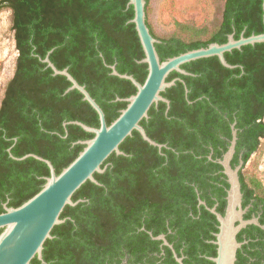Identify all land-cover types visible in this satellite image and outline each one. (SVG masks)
<instances>
[{"label":"trees","instance_id":"16d2710c","mask_svg":"<svg viewBox=\"0 0 264 264\" xmlns=\"http://www.w3.org/2000/svg\"><path fill=\"white\" fill-rule=\"evenodd\" d=\"M145 4V13L146 5ZM264 0H224L217 27L202 38V28L185 29L190 38L179 34L157 36L146 18L160 60L182 52L224 43L229 34L235 39L264 31ZM11 13V29L17 56L11 78L0 101V212L4 204L17 207L37 193L50 175L48 165L32 153L51 161L58 174L84 148L79 140L93 137L73 121L99 127L96 110L77 89L66 91L71 82L54 74L42 61L48 54L58 69L67 71L103 109L111 123L134 94L131 80L111 73L115 65L121 74H130L143 83L148 69L142 62L144 51L128 0H0ZM180 29L187 25H179ZM233 67L221 64L217 56L198 58L181 65L186 73L171 71L166 81L176 79L160 94L159 101L140 123L152 140L168 147L152 145L133 130L120 144L122 153L112 152L94 173L98 183L86 180L72 195L75 205H66L43 244L42 260L34 256L29 264H104L110 231L107 220L126 217V179L138 185V172H146L150 185L202 187L213 178L207 172L222 169L213 161L222 150L213 134L215 106L224 108L220 95L239 97L242 109L260 107L256 121L239 118L240 138L254 132L244 149L243 164L264 137V42L246 44L224 53ZM178 76V77H175ZM185 88L188 89L186 92ZM124 98V99H123ZM243 111V110H241ZM213 140V141H212ZM211 148L204 144L211 143ZM211 157V159H210ZM235 162V161H234ZM130 172V173H129ZM159 172V175H155ZM172 172V173H170ZM175 173V174H174ZM169 180H176L175 183ZM162 181V183L160 182ZM225 185L227 183L224 182ZM245 185H253L247 182ZM168 196L170 194L168 193ZM133 202L141 201L132 193ZM2 229H0L1 232Z\"/></svg>","mask_w":264,"mask_h":264},{"label":"flooded vegetation","instance_id":"af4514ba","mask_svg":"<svg viewBox=\"0 0 264 264\" xmlns=\"http://www.w3.org/2000/svg\"><path fill=\"white\" fill-rule=\"evenodd\" d=\"M220 97L224 108L215 106V111H212V131L219 138L214 142L219 149L226 146L227 150L233 139V130H236L235 150L230 160L231 166L235 167L244 153V149L237 150L240 141L247 143L255 134L249 132L244 135L245 138H240L238 132L242 128L238 125L239 118L256 121L254 117L260 107L242 109L238 96ZM167 100L164 101L165 113L170 107V100ZM144 118H148V111ZM263 118L257 121H263ZM167 141H163L161 147H168ZM212 141L204 144L211 148L208 158L214 153ZM226 150L213 161L219 163L218 159ZM243 165L238 171L240 204L235 207L237 218L232 224L233 229L236 227L232 264H264V194L257 186L245 185L248 181L242 172ZM207 173L213 176L207 181L218 185L196 187L192 181H186L189 186L181 188V196H178L175 185H150L154 182L145 179L144 171L138 172L140 178L137 186L132 187V181L127 178L126 217L107 220L110 234L104 264H216L219 247L217 234L220 231L216 214L226 215L229 183L223 168ZM159 174L155 172V175ZM132 193H136L141 201L133 202Z\"/></svg>","mask_w":264,"mask_h":264},{"label":"water","instance_id":"95a60500","mask_svg":"<svg viewBox=\"0 0 264 264\" xmlns=\"http://www.w3.org/2000/svg\"><path fill=\"white\" fill-rule=\"evenodd\" d=\"M128 4L133 6L134 16L131 21L135 24L144 51V57L141 61L147 63L148 72L145 80L141 83L130 74L119 73L115 65H110L112 74L131 80L136 87V92L125 98L126 107L120 110L119 115L111 123L106 122L103 109L85 86L81 85L66 68L61 70L56 68L48 54L42 59L47 66L52 68L54 74H62L71 82L66 91L77 89L82 93L83 99L88 101L98 113L100 125L99 127H92L80 121H73L94 135L89 139L78 141L85 145L84 148L58 174L55 172L51 161L46 158L32 153L20 157L23 159L31 155L44 161L50 169V175L46 177L42 188L21 205L9 207L6 203L4 204V211L0 212V229H2L0 232V264H29L34 256L42 260L43 244L47 238L51 237L50 232L53 226L62 222L59 216L63 208L66 205L77 203V201L72 200L73 193L86 180L98 183L94 173H100L104 170L101 165L112 152L122 153L119 144L131 135L134 129L147 142L161 147V144L148 137L140 124V120L147 117V111L153 103L157 104L160 100L168 102L160 93L175 83L176 79L166 81V77L171 71L186 73L180 67L181 64L214 55L218 57L222 65L233 67L224 57L226 51L241 48L246 44L264 42V31L249 36L241 34L237 39L233 37V34H229L224 43L212 42L206 47L191 49L161 61L155 47L158 39L151 34L146 23V18L148 21L150 16L147 6L145 13L146 0H128ZM185 90L187 91V88ZM235 138L236 130L234 129L231 144L222 158L218 159L227 176L229 188L226 215L216 214L220 221V231L217 234L219 247L218 255L215 258L216 264H232L233 259V233L236 227L233 229L232 224L233 220L237 218L235 207L240 204L238 171L243 164L242 159L235 167L230 164L235 150ZM211 211L215 212L214 208H211Z\"/></svg>","mask_w":264,"mask_h":264},{"label":"rangeland","instance_id":"374dc122","mask_svg":"<svg viewBox=\"0 0 264 264\" xmlns=\"http://www.w3.org/2000/svg\"><path fill=\"white\" fill-rule=\"evenodd\" d=\"M224 0H148L149 24L160 37L179 34L190 38L185 29L202 28L206 38L221 20ZM187 25L183 30L179 25ZM17 50L11 29V13L0 6V101L7 81L11 78ZM264 121V118H263ZM245 179L259 187L264 194V137L259 139L257 149L250 154L242 167Z\"/></svg>","mask_w":264,"mask_h":264}]
</instances>
